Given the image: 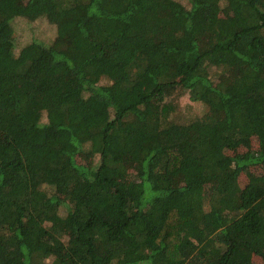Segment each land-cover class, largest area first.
<instances>
[{
	"label": "trees",
	"instance_id": "1",
	"mask_svg": "<svg viewBox=\"0 0 264 264\" xmlns=\"http://www.w3.org/2000/svg\"><path fill=\"white\" fill-rule=\"evenodd\" d=\"M0 264H264V0H0Z\"/></svg>",
	"mask_w": 264,
	"mask_h": 264
},
{
	"label": "rangeland",
	"instance_id": "2",
	"mask_svg": "<svg viewBox=\"0 0 264 264\" xmlns=\"http://www.w3.org/2000/svg\"><path fill=\"white\" fill-rule=\"evenodd\" d=\"M16 50L20 48L24 43L32 38L41 39L43 42L51 43L53 40L56 41L57 37L54 33V27L50 22L43 18H37L33 21L27 20L23 17H16L12 21ZM59 38L57 39L58 42ZM180 111L182 115H201L204 111V105L201 102L190 101L186 95L181 97ZM243 147H240V149ZM78 161L90 162L91 157L89 155L79 154L77 156ZM129 166H133L134 161L131 158H125ZM252 172L257 173L261 171L260 168L254 166ZM49 191L50 188H48ZM50 259V258H49Z\"/></svg>",
	"mask_w": 264,
	"mask_h": 264
}]
</instances>
